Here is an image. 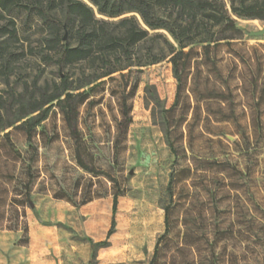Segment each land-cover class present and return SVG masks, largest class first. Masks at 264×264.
Listing matches in <instances>:
<instances>
[{
  "label": "rangeland",
  "instance_id": "1",
  "mask_svg": "<svg viewBox=\"0 0 264 264\" xmlns=\"http://www.w3.org/2000/svg\"><path fill=\"white\" fill-rule=\"evenodd\" d=\"M233 18L239 38L220 43L210 60L195 46L179 90L168 58L81 88L88 95L78 143L55 101L30 141L19 121L0 131V264H209L207 235L216 231L228 240L214 247L213 264L250 257L243 236L259 197L254 186H264V33H249L264 22ZM38 37L24 41L37 53L0 77V128L54 92L59 70L43 61ZM256 157L260 164H251ZM114 193L113 233L90 260L91 243L109 228ZM166 203L170 243L152 260Z\"/></svg>",
  "mask_w": 264,
  "mask_h": 264
},
{
  "label": "trees",
  "instance_id": "2",
  "mask_svg": "<svg viewBox=\"0 0 264 264\" xmlns=\"http://www.w3.org/2000/svg\"><path fill=\"white\" fill-rule=\"evenodd\" d=\"M233 16L264 22V0H0V77L7 78L13 63L26 52L35 54L33 47L26 50L24 45L32 34L39 35L41 51H46L43 61L54 63L59 70L54 92L48 96L44 92L39 102L0 131L19 121L15 128L24 131L30 141L34 128L47 118L55 101L71 137L78 143L79 107L88 95L81 88L98 87L104 78L124 79L133 67L168 58L179 90L187 84L184 71L192 63L195 46L210 60L220 43L239 38L241 31ZM15 43L19 46L16 50L12 48ZM123 108L126 116L125 104ZM258 123L261 126V121ZM169 148L177 152L173 142H169ZM253 153L250 151V155ZM260 162L257 157L250 158L253 165ZM186 171L188 168L178 170L183 180ZM175 175L170 174L167 185L170 199ZM254 187L259 197L250 202V233L242 235L250 257L242 253L235 257L236 264H264V186ZM117 204L118 194L114 193L109 228L103 240L91 243L90 260L97 247L108 244ZM171 208L170 203L164 206V232L156 240L152 260L165 254L170 243ZM225 232L207 235V263L213 264L220 255L214 247L218 241L227 242ZM224 255L229 259V253Z\"/></svg>",
  "mask_w": 264,
  "mask_h": 264
},
{
  "label": "water",
  "instance_id": "3",
  "mask_svg": "<svg viewBox=\"0 0 264 264\" xmlns=\"http://www.w3.org/2000/svg\"><path fill=\"white\" fill-rule=\"evenodd\" d=\"M262 33H264V30H262L261 32H250L249 34L256 35V34H262Z\"/></svg>",
  "mask_w": 264,
  "mask_h": 264
}]
</instances>
